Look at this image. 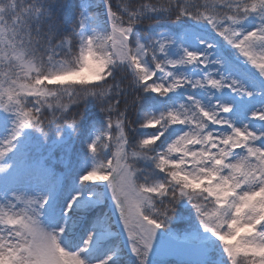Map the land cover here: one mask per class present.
<instances>
[{"label": "snow or ice", "instance_id": "obj_1", "mask_svg": "<svg viewBox=\"0 0 264 264\" xmlns=\"http://www.w3.org/2000/svg\"><path fill=\"white\" fill-rule=\"evenodd\" d=\"M0 264H264V0H0Z\"/></svg>", "mask_w": 264, "mask_h": 264}, {"label": "rangeland", "instance_id": "obj_2", "mask_svg": "<svg viewBox=\"0 0 264 264\" xmlns=\"http://www.w3.org/2000/svg\"><path fill=\"white\" fill-rule=\"evenodd\" d=\"M52 152L54 153V157H53V161H55L56 159H57V157H60L61 158V156H62V154H64V153H62L61 151H59V150H56V149H53L52 150ZM49 155V151H47L46 152V155L45 156H48ZM57 161V160H56ZM63 168V165L62 164H60L59 165V169L61 170Z\"/></svg>", "mask_w": 264, "mask_h": 264}, {"label": "trees", "instance_id": "obj_3", "mask_svg": "<svg viewBox=\"0 0 264 264\" xmlns=\"http://www.w3.org/2000/svg\"><path fill=\"white\" fill-rule=\"evenodd\" d=\"M79 147V145L77 144V148Z\"/></svg>", "mask_w": 264, "mask_h": 264}]
</instances>
